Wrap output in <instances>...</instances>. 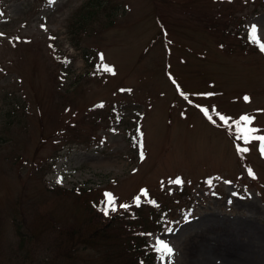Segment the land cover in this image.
<instances>
[{
  "label": "rangeland",
  "instance_id": "obj_1",
  "mask_svg": "<svg viewBox=\"0 0 264 264\" xmlns=\"http://www.w3.org/2000/svg\"><path fill=\"white\" fill-rule=\"evenodd\" d=\"M253 24L264 44V0H0V264H44L105 193L126 238L169 209L156 264H264V155L237 127L264 135Z\"/></svg>",
  "mask_w": 264,
  "mask_h": 264
},
{
  "label": "trees",
  "instance_id": "obj_2",
  "mask_svg": "<svg viewBox=\"0 0 264 264\" xmlns=\"http://www.w3.org/2000/svg\"><path fill=\"white\" fill-rule=\"evenodd\" d=\"M162 209L163 212H167L166 206H163ZM93 210L95 209L91 207L88 218L83 222L73 223L71 227L62 228L65 231L59 229V237L55 239L53 248H48L50 257H46L45 260H42V263L82 264V261L78 259L80 253L93 250L99 253L101 264H153L154 255L149 251L145 241V237L150 232L149 230L145 231L142 228L143 226L140 227V223H138V227L142 231V234L139 233L141 236L135 237L132 232L131 236L126 238L125 232L118 225V221L124 219L122 216H127L126 211L120 210L112 215L105 216L104 213L102 214L98 210H95L96 213H92ZM140 211L142 209L135 213L134 218L142 221ZM21 218L23 221L26 219L24 214H21ZM151 220H155V217ZM47 222L48 220L45 217H40L38 232H32L31 238L35 234H41ZM49 222L52 224V221ZM130 223L125 222L124 224L129 231L131 228L129 226H132ZM26 224L24 223V225ZM157 225L155 220L153 228H157ZM16 226L19 228L18 225ZM64 232H67L68 235Z\"/></svg>",
  "mask_w": 264,
  "mask_h": 264
},
{
  "label": "snow or ice",
  "instance_id": "obj_3",
  "mask_svg": "<svg viewBox=\"0 0 264 264\" xmlns=\"http://www.w3.org/2000/svg\"><path fill=\"white\" fill-rule=\"evenodd\" d=\"M52 2H54V0H52ZM229 2H231V0H229ZM257 31H258L257 26L255 24H253L251 26V29H250V34L253 37L254 43H258V41L256 40ZM258 47H259V50L261 52H264V44L258 43ZM101 59H103V57H101ZM105 71L113 72V70L107 66H105ZM244 99H245V101H247L249 98L245 97ZM202 111H205V113H207L206 109H202ZM220 119L223 120L225 124L227 123V120L225 119V117L221 116ZM241 120H242L244 125H250L252 123V118L249 116H244L241 118ZM237 127L240 129L238 138L243 139V141L245 143H250L251 141H258L260 144L261 155H264V135H255V133L258 131L257 129L252 128V127H247V126L241 128L239 123L237 124ZM142 136H143V134L140 133V147H141L140 156H141V159L144 158V153L142 150ZM240 151L247 152L248 149L247 148L240 149ZM248 172H249L250 176L253 175V172L251 169H249ZM57 182H60V181H57ZM169 183H172L175 185H182L183 181L180 178H176L175 180L169 181ZM209 183H211V181H209ZM142 194L144 196H147L146 191L143 192ZM135 203L137 204V206H139V204H140V198L139 197H136ZM119 207L127 209L128 205L122 204ZM116 210H117V208H116V201H115L114 196L111 193H105V201H104V208H103L104 215L107 216V215H109V212H115ZM155 250L160 254L161 260H163L165 257H168L170 259L174 254V250L171 246H169L167 243H165L163 241H159V240L157 241V244L155 246Z\"/></svg>",
  "mask_w": 264,
  "mask_h": 264
},
{
  "label": "bare ground",
  "instance_id": "obj_4",
  "mask_svg": "<svg viewBox=\"0 0 264 264\" xmlns=\"http://www.w3.org/2000/svg\"><path fill=\"white\" fill-rule=\"evenodd\" d=\"M215 220L213 218H209L206 217L205 222L210 223V222H214ZM217 222V220H216ZM225 239L221 240L220 244L225 247V248H229L228 251L231 253L233 250H231L230 248H233V244L231 242L230 236L232 235V233L228 232V230H225ZM214 239L213 237H210V240Z\"/></svg>",
  "mask_w": 264,
  "mask_h": 264
}]
</instances>
